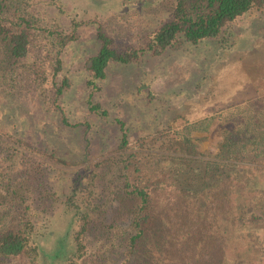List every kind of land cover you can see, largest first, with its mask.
I'll return each mask as SVG.
<instances>
[{
	"label": "rangeland",
	"instance_id": "1",
	"mask_svg": "<svg viewBox=\"0 0 264 264\" xmlns=\"http://www.w3.org/2000/svg\"><path fill=\"white\" fill-rule=\"evenodd\" d=\"M52 1L43 0L41 5L47 19L58 20L68 29L74 21L80 23L78 38L62 54L60 75L68 79L70 87L60 102L61 109L45 100L30 78L12 95L0 89V135L21 136L30 147L28 159L43 161L33 193L23 204L9 201L0 180V229L8 227L11 216L28 203L34 209L39 264H69L77 242L74 210L65 203L70 185L74 178L81 181L87 167L91 171V164L101 160V155L116 148L121 120L131 139L144 145L160 132L183 143L182 148L187 146L184 137H191L194 152L185 147L169 152L175 156L182 152L178 157L187 163L175 179L185 190L210 188L223 177L238 173L259 184L261 193H250V207L243 218L239 214L235 233L229 237L227 261L264 264V144L254 149L250 144L243 165L223 166L224 160L217 156L225 129L236 125L251 102L264 95V6L231 24L232 39L226 46L218 39H206L169 48L160 55L148 52L128 64L112 62L92 96L108 113L101 116L88 104V60L101 47L98 24L116 43L140 45L169 17L174 0H59L65 14ZM169 126L172 129L166 131ZM211 160L221 162V172L217 170L213 177L204 172ZM250 187L255 186L251 183ZM144 257L134 264H144ZM78 260L75 264H80ZM0 264H17V260L5 258Z\"/></svg>",
	"mask_w": 264,
	"mask_h": 264
},
{
	"label": "trees",
	"instance_id": "2",
	"mask_svg": "<svg viewBox=\"0 0 264 264\" xmlns=\"http://www.w3.org/2000/svg\"><path fill=\"white\" fill-rule=\"evenodd\" d=\"M42 3L0 0V89L12 95L30 78L45 100L61 109L60 102L70 87L68 79L60 75L62 54L65 46L78 38L80 23L74 21L68 29L58 20L47 19ZM52 3L58 12L66 13L63 2ZM263 6L264 0H174L169 17L140 45L116 43L98 24L101 47L88 60L90 110L101 116L108 114L92 96L112 62L128 64L148 52L160 55L169 48L206 39H218L226 46L232 39L231 24ZM242 114L236 125L225 129L217 153L224 160L223 166L245 164L250 144L255 145L252 149L264 144V95ZM118 122L121 136L116 148L92 163L91 171L87 167L81 181L72 178V191L65 203L74 210L77 242L69 264L78 259L80 264H134L141 256H145L144 264H228L229 237L235 233L239 214L241 218L246 215L250 195L261 193L259 184L238 173L223 177L210 188L185 190L175 179L187 163L178 157L182 152L176 156L169 152L184 147L194 152L191 137H184L187 146L182 148L179 145L183 143H175L170 134L160 132L144 145L131 139L125 123ZM170 129L172 126L166 131ZM28 149L21 136L0 135V180L4 193L15 204H23L33 193L37 174L43 169L39 157L28 159ZM220 163L208 161L205 175L213 177L217 170L221 172ZM251 183L255 187H250ZM33 211L27 203L11 216L8 227L0 229V261L16 258L17 264H39Z\"/></svg>",
	"mask_w": 264,
	"mask_h": 264
},
{
	"label": "crops",
	"instance_id": "3",
	"mask_svg": "<svg viewBox=\"0 0 264 264\" xmlns=\"http://www.w3.org/2000/svg\"><path fill=\"white\" fill-rule=\"evenodd\" d=\"M247 101V100H246ZM244 102H245V100H244Z\"/></svg>",
	"mask_w": 264,
	"mask_h": 264
}]
</instances>
